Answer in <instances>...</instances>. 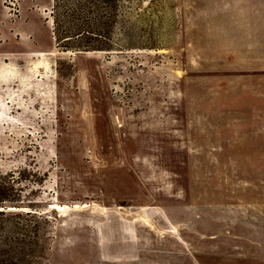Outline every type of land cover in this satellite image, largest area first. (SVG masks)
<instances>
[{
  "label": "rangeland",
  "instance_id": "1",
  "mask_svg": "<svg viewBox=\"0 0 264 264\" xmlns=\"http://www.w3.org/2000/svg\"><path fill=\"white\" fill-rule=\"evenodd\" d=\"M0 187V264H264V0H0Z\"/></svg>",
  "mask_w": 264,
  "mask_h": 264
},
{
  "label": "trees",
  "instance_id": "2",
  "mask_svg": "<svg viewBox=\"0 0 264 264\" xmlns=\"http://www.w3.org/2000/svg\"><path fill=\"white\" fill-rule=\"evenodd\" d=\"M2 191H3V189H2V187H0V196H2L1 194H2ZM0 200H2V199H0Z\"/></svg>",
  "mask_w": 264,
  "mask_h": 264
},
{
  "label": "bare ground",
  "instance_id": "3",
  "mask_svg": "<svg viewBox=\"0 0 264 264\" xmlns=\"http://www.w3.org/2000/svg\"><path fill=\"white\" fill-rule=\"evenodd\" d=\"M52 207L55 209L56 207H59L60 208L61 206H58V205L57 206H54V205H52Z\"/></svg>",
  "mask_w": 264,
  "mask_h": 264
}]
</instances>
